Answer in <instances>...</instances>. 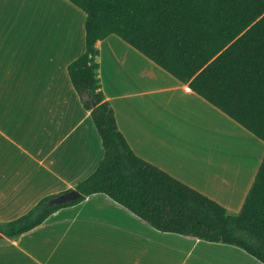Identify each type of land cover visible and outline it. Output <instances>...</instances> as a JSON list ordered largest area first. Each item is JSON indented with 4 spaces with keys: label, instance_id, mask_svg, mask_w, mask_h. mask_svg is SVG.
<instances>
[{
    "label": "crops",
    "instance_id": "0c3cea01",
    "mask_svg": "<svg viewBox=\"0 0 264 264\" xmlns=\"http://www.w3.org/2000/svg\"><path fill=\"white\" fill-rule=\"evenodd\" d=\"M85 20L68 0H0V222L75 189L104 156L68 73L86 48ZM96 47L101 90L134 153L239 212L264 141L118 35ZM0 264L264 263L234 244L160 231L98 192L0 239Z\"/></svg>",
    "mask_w": 264,
    "mask_h": 264
},
{
    "label": "trees",
    "instance_id": "16d2710c",
    "mask_svg": "<svg viewBox=\"0 0 264 264\" xmlns=\"http://www.w3.org/2000/svg\"><path fill=\"white\" fill-rule=\"evenodd\" d=\"M86 14L85 51L68 65L104 156L75 200L0 222L8 238L105 193L163 232L234 244L264 263V157L237 213L137 156L101 90L96 42L116 34L264 141V0H68ZM73 190V189H72Z\"/></svg>",
    "mask_w": 264,
    "mask_h": 264
},
{
    "label": "water",
    "instance_id": "95a60500",
    "mask_svg": "<svg viewBox=\"0 0 264 264\" xmlns=\"http://www.w3.org/2000/svg\"><path fill=\"white\" fill-rule=\"evenodd\" d=\"M81 195V192L79 190L73 189L70 191H67L61 195H59L57 198H54L48 202V205H53V204H60V203H65L68 201L75 200ZM5 235L0 232V239L4 238Z\"/></svg>",
    "mask_w": 264,
    "mask_h": 264
},
{
    "label": "rangeland",
    "instance_id": "374dc122",
    "mask_svg": "<svg viewBox=\"0 0 264 264\" xmlns=\"http://www.w3.org/2000/svg\"><path fill=\"white\" fill-rule=\"evenodd\" d=\"M245 143V142H244ZM251 147L253 148L254 147V145H251ZM243 150H245V146L243 147V149H242V151ZM257 153L259 154L260 152H259V147H258V151H257ZM247 154H246V152H245V156H246Z\"/></svg>",
    "mask_w": 264,
    "mask_h": 264
}]
</instances>
